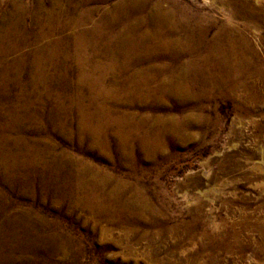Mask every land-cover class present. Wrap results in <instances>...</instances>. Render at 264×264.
Listing matches in <instances>:
<instances>
[{
    "label": "rangeland",
    "instance_id": "374dc122",
    "mask_svg": "<svg viewBox=\"0 0 264 264\" xmlns=\"http://www.w3.org/2000/svg\"><path fill=\"white\" fill-rule=\"evenodd\" d=\"M241 3L259 13L244 16ZM107 13L126 15L111 33L100 21ZM87 18L104 40L90 41ZM226 22L242 37L236 56L248 69L235 86L220 73L225 84L200 77L187 82V94L164 97L158 107L112 100L114 115L141 120L136 136L122 137V149L110 135L115 123L103 148L77 137L80 114L111 99L95 83L114 86L113 71H103L111 63H126L124 75H152L154 90L170 73L180 79L177 71L192 59L186 50L158 52L154 41L145 44L149 52L128 43L116 58L105 56L119 33L137 37L164 24L183 38L199 25L208 44ZM155 131L156 144L146 139ZM92 175L104 193L117 192L116 215L144 203V218H164L163 229L175 232L154 235L140 226L124 236L131 220L121 229L119 219L76 201L86 193L75 183L80 178L91 191ZM241 218L252 230L222 240L224 229L216 228L210 236L222 221L239 229L233 224ZM263 234L264 0H0V264H264Z\"/></svg>",
    "mask_w": 264,
    "mask_h": 264
},
{
    "label": "bare ground",
    "instance_id": "6f19581e",
    "mask_svg": "<svg viewBox=\"0 0 264 264\" xmlns=\"http://www.w3.org/2000/svg\"><path fill=\"white\" fill-rule=\"evenodd\" d=\"M240 5H241V7L240 6L239 7L243 11L244 16H250L251 14L255 15V14L259 13V11L254 10L249 4H246V6H245V3H241ZM124 16H126V15H118V14L108 15V13H107V14H104L100 18V21L102 22V24L105 25L106 28H108V32L111 33L112 25ZM86 20H88V22H90V29H91V30H89V34L91 35V36H89L90 41L92 43H94L97 39L104 40L106 38V35H104V34H106V33H101L100 27L98 26V24L91 18H87ZM124 21H126V20H124ZM155 28L156 29L152 33L148 34V33L143 32L140 35H138L137 37H132V35L129 34L128 31H124V33L123 32L119 33V37L121 35L123 37L117 38V40L113 41L112 42L113 49L109 53H108V49H105L103 54L105 56L109 55L111 58L112 57L116 58L118 55H121V52L123 49V44L128 45V43H129L130 44L129 49H133V48H135V46H143L145 48L146 42L154 41L156 46H157L156 50L158 52L169 50V51H173V53L176 55L177 54L180 55L181 53L185 52V50H186L187 53H189V55L192 56V59H189V60H187V62L183 63V65L177 71V72H181V75L179 77L180 79H178V80L175 79L173 76V73H170L166 77H163L158 81L157 88L156 89L154 88V90L149 88L150 87L149 84L152 82V79H153L152 75L147 76V75L142 74L143 73L142 71L139 72L136 70L133 73L124 75L123 70H124V67L126 66V63H124V62L119 63V64L111 63L107 67L108 69H103L104 72H105V70H108L109 73H110V71H113L114 78H113L112 83L114 86L106 88L102 84L101 80H96L95 83H98L101 86V87H99V92L102 94H105V96H108L111 99L107 101V104L105 107H104L105 102H103V106L95 108V111L93 110V112H90V113H84V112H83V114L81 113L82 115L80 114V116H79V118H81L79 120V129L76 132L78 135L77 137H79L80 139L84 135H87L90 139V144L92 147H98V149H99L101 147L103 148V146H105V144H107L106 136L108 135L109 130H110V129H108V127L112 123L116 124L117 129L114 128L111 131L112 133L110 132V135H112L114 138L116 137L115 141L119 140L118 146H120V148L125 147L123 145H127V142H126V144H125V141L123 142V138H122L123 136H125V137L129 136V135L136 136V133H137L139 127L141 126V120L132 121L126 116L125 112H122V111H121V113L114 115L113 110L110 109V105L113 106L114 102L117 103L118 99L121 97H123V99L121 101L122 103L125 101V99L131 98V99H135L137 101V104H139V105H141L142 103L145 104V103L152 102L151 103L152 106L158 107V101H160L164 97L174 98V97H177L178 95L187 94L188 93L187 82H189V85L190 84L194 85L199 80H203L200 77L210 76L211 79L215 78V80L218 84H222V83L225 84L224 80L223 79L221 80V75H220V73H224L227 76L226 81L231 83V85L235 86L236 85L235 77H237V76L240 77L241 75H243L244 73H247V71H248L247 65L239 57L236 56L235 39H236V36L237 35L240 36V34H239V32L234 30V26L232 24H230L229 22H226L225 26L220 31L215 33L213 38L209 40L208 44L205 43L206 30L204 28L200 27L199 25L196 27V29H194V28L188 29L187 28V33L185 34V36L183 38H181L179 36L178 30L172 26H167L165 28L164 24L163 25L160 24V25H157ZM80 37L83 38L84 35H81ZM108 37H109V35H108ZM131 41H134V42H131ZM204 43H205V45H204ZM202 45L205 47L204 48L205 51H203V52L201 51ZM173 48H174V50H173ZM145 49L147 52L150 51V49H148V48H145ZM52 55H53V53H52ZM50 56H51V54H50ZM231 56H233V58H231ZM112 61H115V60H112ZM127 62H129V61L127 60ZM155 68H157V67H155ZM157 69L161 70L162 66L160 68L158 67ZM157 69H155V70H157ZM149 107H150V105H149ZM104 108H108V110L103 111ZM156 136H157V132L155 131L153 137H151V136L149 137L147 135L146 139L150 143H155L156 139L158 140V138ZM80 145L81 144H79V146ZM123 149H125V148H123ZM80 168H82V167L80 166ZM85 169H86V167H85ZM82 171H83V169L79 170V173L81 174ZM91 177H92V179L89 176L90 181H91V182H89V186H90L91 191H89V190H88V192L85 191V189L83 188V185H85V183L83 184L82 183L83 180H81L80 178H79V183H75L76 189H79V191L81 190L82 194L84 192L86 193V195L84 197H81V195L76 194V196H75L76 201L77 202L84 201L83 204H85V206H87V208L89 210H94L95 208L98 209L100 213L102 212L101 214L107 215L109 220L116 221L117 219H119L116 222L120 225V227H122L121 229L126 228L124 226V224H126L127 221L131 220L130 221L131 225L132 224L133 225L131 227H128V230L127 229L122 230L124 233V236H126V233L128 235V233L135 232V230L137 231V229L140 226H142L143 228H150L151 229L152 232L151 231H145V233H147V234L151 232L152 234L154 233V235H155V233H157V234H163L164 233V235H166V233L171 234V233L175 232L176 227H173V226L170 228L165 226V229H163L164 223L166 224L164 218H162L163 224H161V222L157 223L154 217H152L151 219H146L147 217L144 218L142 210H141L144 203L136 202L135 200H134L135 203H133V204H134V206L139 208V209H137V211L132 212V210L123 209V210H121L122 215H120V216L116 215L115 214L116 211H114L113 207H114L115 201L117 200V197L115 195V194H117V192L114 191L113 194L109 193L110 195L107 193H104L101 190L102 187L100 188L101 185L103 186L104 182L102 184H97L95 182L94 175H92ZM87 181H85V182H87ZM74 202H75V199H74ZM200 208L201 207H199V206H197V208H195V212H196L197 216L200 215V213H199L201 211ZM244 218H246V217H244ZM196 220H195V222H196ZM200 221H201V218H200ZM221 223H222L221 226H215L212 228V231H211L212 234L210 236L213 237L214 232L215 231L217 232L216 228H220V229L223 228L224 231H222L218 235L219 239L222 238V240H223V239L227 238L228 236L232 237V239H236L238 237L239 232L242 231V229L248 232L249 230H252V228H253L252 224L248 223V221L245 222L242 218L238 222V224L237 223L233 224V225H239V227H238L239 229H237L236 226L229 225L227 223V221H222ZM160 225H161V227H160ZM183 225H185V224H183ZM186 226H187V224H186ZM153 229H155V230H153ZM167 230H170V231L167 232ZM202 231H203V229H202ZM184 234L187 235V229L184 231ZM151 236L152 235L150 234V237ZM248 238H249V236H248ZM225 240H227V239H225ZM236 242H237V244L236 243L235 244H236L237 250H242L244 248V245L242 243H240V241H238V240ZM205 247H206V245L204 244V248ZM231 247L232 246L225 244L226 249H231Z\"/></svg>",
    "mask_w": 264,
    "mask_h": 264
}]
</instances>
